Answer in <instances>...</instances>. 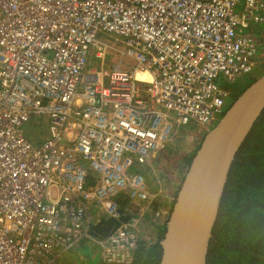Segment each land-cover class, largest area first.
<instances>
[{
	"label": "built area",
	"instance_id": "1",
	"mask_svg": "<svg viewBox=\"0 0 264 264\" xmlns=\"http://www.w3.org/2000/svg\"><path fill=\"white\" fill-rule=\"evenodd\" d=\"M263 38L264 0H0V264H53L82 238L130 263L155 197L131 168L182 126L210 129ZM108 48L132 62L105 69ZM91 49L99 69L75 99L58 95ZM31 118L49 127L38 146L22 133ZM119 197L127 220L91 237L94 206L120 221Z\"/></svg>",
	"mask_w": 264,
	"mask_h": 264
},
{
	"label": "trees",
	"instance_id": "2",
	"mask_svg": "<svg viewBox=\"0 0 264 264\" xmlns=\"http://www.w3.org/2000/svg\"><path fill=\"white\" fill-rule=\"evenodd\" d=\"M263 73L264 69L255 77L247 79L242 77L249 74L246 73L231 82L225 81L224 87L228 96L230 94L234 101ZM201 140L192 152L183 155L178 161L184 176ZM135 167L138 172H144L143 165ZM177 190L171 194L172 198L176 196ZM155 194H160V198L154 200L153 207L154 209L159 207L157 210L162 209L161 192L158 190ZM118 201L122 211L120 221L102 217L91 225V234L104 237L120 222L127 220L128 200L119 197ZM172 204L173 200L168 211L171 210ZM165 222L159 226L158 236L154 242L146 240L138 242L134 256L128 264H159L161 255L159 240L163 236ZM206 264H264V110L238 148L231 164L217 218L212 227Z\"/></svg>",
	"mask_w": 264,
	"mask_h": 264
},
{
	"label": "water",
	"instance_id": "3",
	"mask_svg": "<svg viewBox=\"0 0 264 264\" xmlns=\"http://www.w3.org/2000/svg\"><path fill=\"white\" fill-rule=\"evenodd\" d=\"M264 110V73L249 84L203 136L173 204L159 264H206L222 194L235 154Z\"/></svg>",
	"mask_w": 264,
	"mask_h": 264
},
{
	"label": "rangeland",
	"instance_id": "4",
	"mask_svg": "<svg viewBox=\"0 0 264 264\" xmlns=\"http://www.w3.org/2000/svg\"><path fill=\"white\" fill-rule=\"evenodd\" d=\"M98 39L104 42H108L110 44L113 42L112 39H108L105 35L101 33L98 34ZM105 55V69H108L109 65L112 62H117L119 59V53L115 52L113 49L110 48L105 50ZM256 58L258 62L260 61L261 65L264 66V43L259 46L258 52L256 53ZM124 61L126 63L132 62V60L127 57L124 58ZM89 65V67H95L98 69L100 65V59L95 58L92 55V58L89 61ZM219 117L220 116H216L214 118L212 122V127L217 123ZM41 119L42 118H31L23 125L24 135L32 143L41 142L48 136L46 124L42 123ZM204 134L205 133L204 130H202V127L198 128L192 123L186 126H182L179 128L178 132H176V135L172 137L170 143L163 150L156 152L154 155L152 154L146 159L144 163L140 164L143 165L144 172H138L135 166L131 168V171L135 170L136 172L142 174L145 177L146 185L148 188L146 189L151 193V195H157L156 198L152 197L153 199L146 198L145 201L148 200L151 203L146 208L144 216L143 218H141L138 225L136 227L134 226L139 230V241L146 240L154 242L157 239L160 225H156L155 223L158 221H162V223L164 224V221H166L168 216L167 212L166 215L162 212L159 217L153 218L155 210L159 208L158 207L154 209L153 204L160 198V194L158 195L155 193L158 190L161 192L162 202L170 201V198L172 200L173 196L171 194L177 190V187L181 183L180 180L184 176V173L181 169V165L178 163V161L182 159L183 155L192 152L196 144L199 143L200 140L203 138ZM166 189H168L167 193L165 192ZM137 201L138 206L140 207V201ZM91 208L92 206H90V209ZM127 212L128 215L131 214L129 210H127ZM103 214V212L100 213L99 210H96L94 206L91 212V224H94L102 217H107ZM89 233L90 236L95 239L103 238L101 236H95L91 234V231H89ZM67 254H69L68 259L62 260V256H65ZM58 262L59 264H109L102 259V255L100 254L98 246L88 242L86 238H82L79 241L71 239L70 246L67 249H58V252H56L55 254V261L53 262V264H58Z\"/></svg>",
	"mask_w": 264,
	"mask_h": 264
},
{
	"label": "bare ground",
	"instance_id": "5",
	"mask_svg": "<svg viewBox=\"0 0 264 264\" xmlns=\"http://www.w3.org/2000/svg\"><path fill=\"white\" fill-rule=\"evenodd\" d=\"M115 51V50H114ZM115 52H117V53H119V59H118V61L117 62H112L111 64H115V63H120V62H122V64H121V67H126L125 66V64H126V62L124 61V58L125 57H127V58H129L130 60H132L130 57H128V56H126V55H124V56H122L121 57V55H120V52H118V51H115ZM92 55L95 57V58H97L96 56H95V51L93 50V49H91L90 51H89V53H88V59H84V61H83V63L82 64H80V68H81V76L80 77H77V76H71V77H69V81H67V84H64V85H62V86H60L59 88H57L56 89V93L58 94V95H60V96H65L66 97V99H70V100H73V99H75L76 97H77V95H76V93H77V90H78V87L80 86V84L87 78V77H89V75H90V72H89V69H97V68H95V67H89L90 65H89V61H90V59L92 58ZM53 58V57H52ZM122 60V61H121ZM106 62V55H105V57H104V61H103V66H104V63ZM110 64V65H111ZM109 65V66H110ZM99 67H100V65H99ZM99 69V68H98ZM57 74H58V71L56 70V69H54L53 67L47 72V74L46 75H48V77L51 79V80H48V83L49 82H51V81H53L52 80V78L53 77H56L57 76ZM138 76H140V77H145V74L144 73H138ZM65 101H62L59 105H63V103H64ZM96 102H98L99 103V101H97L96 100ZM29 121V120H28ZM26 123V122H25ZM44 124H46V123H44ZM24 125V124H23ZM23 125H22V133H23V135H24V130H23ZM46 128H47V132H48V136L45 138V139H43L41 142H38V143H32L31 142V144H33L34 146H38L39 144H41L43 141H45V140H47V139H49L50 138V131H49V127H48V125L46 124ZM24 137H25V135H24ZM154 155V154H153ZM184 178V177H183ZM183 180V179H182ZM181 183H182V181H181ZM181 183H180V185H181ZM180 185H179V187H180ZM179 187H178V189H179ZM171 211V210H170ZM160 214H161V210L159 209V210H156L155 211V214H154V216H153V218H157V217H159L160 216ZM144 216V215H143ZM168 216H169V214H168ZM143 218V217H142ZM141 220V219H140ZM160 222L161 221H158V222H156L155 224L156 225H159L160 224ZM138 223H139V221H138ZM138 225V224H137ZM136 225V226H137ZM138 230V229H137ZM138 232H139V230H138ZM139 234V233H138Z\"/></svg>",
	"mask_w": 264,
	"mask_h": 264
},
{
	"label": "flooded vegetation",
	"instance_id": "6",
	"mask_svg": "<svg viewBox=\"0 0 264 264\" xmlns=\"http://www.w3.org/2000/svg\"><path fill=\"white\" fill-rule=\"evenodd\" d=\"M255 68V69H254ZM264 69V66H262L261 65V62L259 61L254 67H253V69L249 72V74H246V75H244V76H242V77H244V78H250V77H255V76H257V75H259L261 72H262V70ZM232 96L229 94V96L227 95V98H226V100L224 101V111H223V113L225 112V110L227 109V107L232 103ZM223 113L220 115V117L223 115ZM220 117H219V119H220ZM218 119V120H219ZM218 122V121H217ZM139 164H141V163H138V162H135V165H139ZM172 200H173V198H172ZM161 202H162V200H161ZM170 202H171V198H170ZM170 202L168 203L167 201H165V202H162V206H161V208L162 209H160L161 210V213L163 212V213H165V215H166V212H167V216H168V214L170 213V210L169 211H167V208L170 206ZM160 226L162 225V221L160 222V224H159Z\"/></svg>",
	"mask_w": 264,
	"mask_h": 264
},
{
	"label": "crops",
	"instance_id": "7",
	"mask_svg": "<svg viewBox=\"0 0 264 264\" xmlns=\"http://www.w3.org/2000/svg\"><path fill=\"white\" fill-rule=\"evenodd\" d=\"M176 135V133L173 135V136H175ZM173 136H171V138L170 139H168V141L166 142V144H168L171 140H172V137ZM68 255L69 254H67V255H65V256H62V260H66V259H68ZM74 257V256H73ZM59 260V259H58ZM58 264H59V262H58Z\"/></svg>",
	"mask_w": 264,
	"mask_h": 264
},
{
	"label": "clouds",
	"instance_id": "8",
	"mask_svg": "<svg viewBox=\"0 0 264 264\" xmlns=\"http://www.w3.org/2000/svg\"><path fill=\"white\" fill-rule=\"evenodd\" d=\"M211 128H212V127H211ZM211 128H210V129H211ZM208 130H209V129H208ZM208 130H207V131H208ZM207 131H204V132L206 133ZM177 132H178V131H177ZM166 145H167V144H165L164 147H165ZM164 147H163V148H164ZM163 148H162V149H163ZM162 149H160L159 151H161ZM159 151H158V152H159ZM135 166H136V165H135Z\"/></svg>",
	"mask_w": 264,
	"mask_h": 264
}]
</instances>
